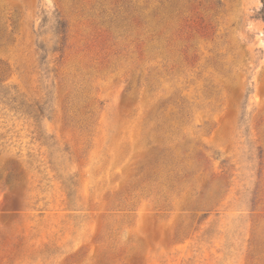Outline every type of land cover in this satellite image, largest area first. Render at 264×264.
Listing matches in <instances>:
<instances>
[{
  "label": "rangeland",
  "instance_id": "obj_1",
  "mask_svg": "<svg viewBox=\"0 0 264 264\" xmlns=\"http://www.w3.org/2000/svg\"><path fill=\"white\" fill-rule=\"evenodd\" d=\"M263 2L0 0V264H264Z\"/></svg>",
  "mask_w": 264,
  "mask_h": 264
},
{
  "label": "trees",
  "instance_id": "obj_2",
  "mask_svg": "<svg viewBox=\"0 0 264 264\" xmlns=\"http://www.w3.org/2000/svg\"><path fill=\"white\" fill-rule=\"evenodd\" d=\"M260 19L264 22V2H263V9H262V11L260 12ZM47 21H46V19L44 20V23H46ZM58 23V25H57V27H56V34H57V36L58 37H61V36H65V34H66V25L63 23V22H61V21H58L57 22ZM62 40V39H61ZM61 40H60V42L58 43V44H61ZM42 51H44V49L43 48H40ZM60 49H56L55 51H59ZM40 112H41V114L42 115H44L45 116V113H44V111L42 110V109H40Z\"/></svg>",
  "mask_w": 264,
  "mask_h": 264
}]
</instances>
